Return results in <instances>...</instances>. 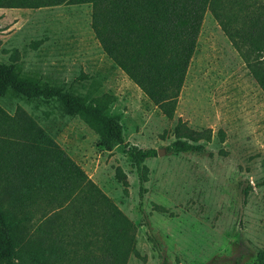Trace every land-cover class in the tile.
Instances as JSON below:
<instances>
[{
    "label": "rangeland",
    "instance_id": "374dc122",
    "mask_svg": "<svg viewBox=\"0 0 264 264\" xmlns=\"http://www.w3.org/2000/svg\"><path fill=\"white\" fill-rule=\"evenodd\" d=\"M90 11L68 3L0 8V62L8 64L15 53L22 76L80 95L111 93L108 112L120 116L124 142L107 148L54 98L8 91L0 106L9 114L23 109L133 223L126 264H257L264 250V93L243 59L208 11L174 117L167 119L103 52ZM178 118L212 130L210 141H200L203 151L166 149ZM128 145L162 150L145 160L142 194ZM117 167L127 175L126 193Z\"/></svg>",
    "mask_w": 264,
    "mask_h": 264
},
{
    "label": "trees",
    "instance_id": "16d2710c",
    "mask_svg": "<svg viewBox=\"0 0 264 264\" xmlns=\"http://www.w3.org/2000/svg\"><path fill=\"white\" fill-rule=\"evenodd\" d=\"M67 3L90 7V26L103 52L167 119L174 117L207 11L264 93L263 0H0V8ZM14 54L8 64L0 62V95L54 98L107 148L124 142L120 116L108 112L114 95H80L22 76ZM218 133L223 139V131ZM172 135L169 152H201L200 141H210L212 130L193 129L178 118ZM125 152L142 194L149 171L145 160L157 150L128 145ZM115 175L126 193V173L117 167ZM133 230L113 200L32 117L20 107L9 114L0 106V264H126ZM257 264H264V250Z\"/></svg>",
    "mask_w": 264,
    "mask_h": 264
},
{
    "label": "water",
    "instance_id": "95a60500",
    "mask_svg": "<svg viewBox=\"0 0 264 264\" xmlns=\"http://www.w3.org/2000/svg\"><path fill=\"white\" fill-rule=\"evenodd\" d=\"M161 153H162V150H158V151H157V154H161Z\"/></svg>",
    "mask_w": 264,
    "mask_h": 264
},
{
    "label": "crops",
    "instance_id": "0c3cea01",
    "mask_svg": "<svg viewBox=\"0 0 264 264\" xmlns=\"http://www.w3.org/2000/svg\"><path fill=\"white\" fill-rule=\"evenodd\" d=\"M84 5H86V4H84ZM207 12H208V11H207ZM207 12H206V13H207ZM206 13H205V14H206Z\"/></svg>",
    "mask_w": 264,
    "mask_h": 264
}]
</instances>
